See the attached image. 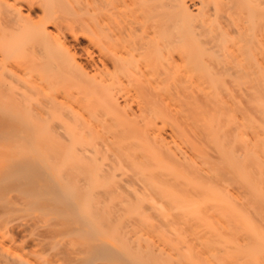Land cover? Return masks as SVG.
<instances>
[{
	"label": "bare ground",
	"instance_id": "6f19581e",
	"mask_svg": "<svg viewBox=\"0 0 264 264\" xmlns=\"http://www.w3.org/2000/svg\"><path fill=\"white\" fill-rule=\"evenodd\" d=\"M48 1L0 0V264H264V0Z\"/></svg>",
	"mask_w": 264,
	"mask_h": 264
},
{
	"label": "rangeland",
	"instance_id": "374dc122",
	"mask_svg": "<svg viewBox=\"0 0 264 264\" xmlns=\"http://www.w3.org/2000/svg\"><path fill=\"white\" fill-rule=\"evenodd\" d=\"M43 1L47 2L48 0L47 1L43 0ZM54 1L51 0L52 4H55V3L57 4V12H58V14L61 13L60 14L62 16L61 18H65L64 19L65 21L66 20L67 21H70V20H80L81 21L82 20V22L90 25L91 27H93L94 25H97V26L102 25V26H104L107 23V21H108L107 7H108L109 2L112 1V2L119 3V0H57V2H55V3H54ZM131 7L132 6L121 7V14L116 16V17H119L118 19L122 23L134 22V20H135L136 22L135 23H131V24L138 25L140 23L141 25H143V21L142 20L145 19V18H143L142 16L140 17V15H139L140 11L137 8H135V7L131 8ZM167 14L170 16L169 12ZM31 17H34V16L31 15ZM152 19H156L155 16ZM140 32H141L140 29H137V31L135 30V32L132 33V36L126 37L125 40L126 41L129 40V42L134 41L136 38L138 40H140L138 38ZM81 34H82V32H79V35H81ZM96 37H100L101 38L100 34L98 36H95V38ZM132 39H134V40H132ZM97 41H98V43H97ZM136 42H138V41H136ZM86 43H87V41H86ZM93 43L94 44L96 43L97 46L94 47L93 44L92 45L89 44V46L86 45V44L85 45L87 46V48L89 50L93 47L92 48L93 51L91 49L90 53L92 52L91 54L93 56H96L97 54H94V52H96V50H97V53H98L99 49L97 47H99L102 44V41L100 39L98 40V38H97V40L94 39ZM151 43L154 44L153 40H152V42L150 41V45H151ZM156 43L157 42H155V46H157ZM159 43H160V41L158 40V45H160ZM230 44H231V42H230ZM86 46H82V49H83V47L85 48ZM152 47H150V48H152ZM80 49L81 48H73L72 49V51L76 55L77 59H79V57L84 56V55L87 54L85 52L86 49L85 50L83 49V51H82V49L81 50ZM159 52L160 51H158L155 48V54L159 53ZM80 53H81V55H80ZM88 53H89V51H88ZM78 55H79V57H78ZM83 67L86 68V66H83ZM228 71L230 72V70H228ZM190 73H191V71L188 72V75ZM159 74H160V67H158V69L155 70L151 75H159ZM214 75H216V77H219V79L215 82L216 85H217L216 88L219 90V92L222 95H224L227 87L228 88H232L234 93H235V95H236V97L241 99L243 110L246 113H248L251 116H253L256 120H259V118L257 117L256 113L254 112V108L249 103L247 104L245 102V100L241 97V95L239 96L237 88H236V83L234 81L230 80V77H229L228 73L225 72V71H218ZM184 80H181V81L177 80V81H174L173 83H176V84L180 83V84L183 85L182 82H184ZM200 101H202V103H204L202 98L200 99ZM238 146H241V145L237 142V147Z\"/></svg>",
	"mask_w": 264,
	"mask_h": 264
}]
</instances>
